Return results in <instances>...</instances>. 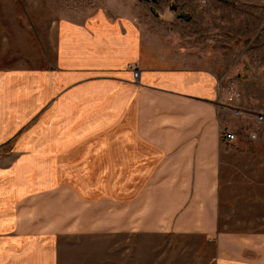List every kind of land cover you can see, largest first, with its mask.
<instances>
[{
	"label": "crops",
	"instance_id": "crops-1",
	"mask_svg": "<svg viewBox=\"0 0 264 264\" xmlns=\"http://www.w3.org/2000/svg\"><path fill=\"white\" fill-rule=\"evenodd\" d=\"M144 38L96 11L59 25L49 76L21 91L0 75L12 138L0 155V264H141L143 239L159 236L195 264H264V231L225 229L237 194L227 152L243 141L223 117L237 106L205 65Z\"/></svg>",
	"mask_w": 264,
	"mask_h": 264
},
{
	"label": "rangeland",
	"instance_id": "rangeland-1",
	"mask_svg": "<svg viewBox=\"0 0 264 264\" xmlns=\"http://www.w3.org/2000/svg\"><path fill=\"white\" fill-rule=\"evenodd\" d=\"M96 11L132 20L146 41L180 49L221 79L223 103L239 110L223 119L230 118L231 130L243 141L227 152L237 155L228 174L237 194L229 195L232 209L225 229L264 231L256 225L264 218V128L255 122L257 115L264 116V0H0V75L8 82L1 85L22 91L29 76H49L59 25ZM11 141L0 130V155ZM234 215H244L255 226L231 225ZM143 240L141 264H165V254L173 252V264L196 263L193 250H183L180 240Z\"/></svg>",
	"mask_w": 264,
	"mask_h": 264
},
{
	"label": "built area",
	"instance_id": "built-area-1",
	"mask_svg": "<svg viewBox=\"0 0 264 264\" xmlns=\"http://www.w3.org/2000/svg\"><path fill=\"white\" fill-rule=\"evenodd\" d=\"M136 79H137V72L136 71H133L132 72V80L133 81H136ZM255 119H256V121H255L256 124L264 128V116L257 115ZM222 138L224 140H226V141H233L235 139L234 135L231 134V133H224L223 136H222ZM250 138L253 139L254 138V135L251 134L250 135Z\"/></svg>",
	"mask_w": 264,
	"mask_h": 264
}]
</instances>
